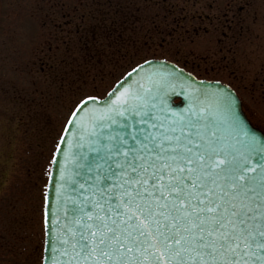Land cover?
Instances as JSON below:
<instances>
[{"label": "snow or ice", "instance_id": "6c2138e0", "mask_svg": "<svg viewBox=\"0 0 264 264\" xmlns=\"http://www.w3.org/2000/svg\"><path fill=\"white\" fill-rule=\"evenodd\" d=\"M125 76L80 99L54 146L50 264H264V134L231 91L176 109L173 73Z\"/></svg>", "mask_w": 264, "mask_h": 264}, {"label": "rangeland", "instance_id": "374dc122", "mask_svg": "<svg viewBox=\"0 0 264 264\" xmlns=\"http://www.w3.org/2000/svg\"><path fill=\"white\" fill-rule=\"evenodd\" d=\"M75 1L0 0V264H42L46 185L70 110L104 97L137 64L168 60L231 85L264 131V0H237L245 7L233 11L228 0ZM120 1L123 19H104ZM66 10L78 28H68ZM88 13L97 15L89 25L101 24L95 38ZM243 21L250 33L225 39Z\"/></svg>", "mask_w": 264, "mask_h": 264}, {"label": "water", "instance_id": "95a60500", "mask_svg": "<svg viewBox=\"0 0 264 264\" xmlns=\"http://www.w3.org/2000/svg\"><path fill=\"white\" fill-rule=\"evenodd\" d=\"M141 66L146 71L154 70L160 73H173L177 77L175 81L176 90L173 93H170V97H169L172 107L176 109H182L186 106L188 102V97L184 93L191 94L193 88H198L200 90H208V91H216V90L231 91L236 98V101H237L236 110L238 114L240 115L241 119L244 120L249 125V127L253 128L257 132L258 135L263 134L261 131L255 129L251 125V123L245 116L244 112L242 111L240 99L237 97L236 93L228 85L222 82H218V81L197 80L193 75L186 73L183 70L176 67L174 64L165 62V61H155L154 60V61L148 62L147 64H143ZM124 79H126V77ZM136 79H137V76L134 74L132 76V80H136ZM189 84L191 85V87L188 86ZM116 87H119V85H116ZM176 98L180 99L179 103L174 102ZM102 101L103 99L102 100L97 99L98 103H101ZM89 103L91 104V102ZM64 147H67V145H64ZM60 158L61 159L63 158V153L60 154ZM53 172H54V166L52 164L51 173ZM47 195L49 196V201L52 202L54 200V194L51 191L50 186L48 187ZM46 239L47 237L45 235V240ZM51 256H52L51 251L50 250L46 251V246H45L43 264H50Z\"/></svg>", "mask_w": 264, "mask_h": 264}, {"label": "flooded vegetation", "instance_id": "af4514ba", "mask_svg": "<svg viewBox=\"0 0 264 264\" xmlns=\"http://www.w3.org/2000/svg\"><path fill=\"white\" fill-rule=\"evenodd\" d=\"M118 1V0H117ZM245 1H247V0H245ZM244 1V2H245ZM240 5V4H239ZM238 4H237V2H234V1H227L226 2V6H225V8H226V10H228V9H231L232 8V11H233V9L235 8L236 10H239V8H241V9H243L244 7H245V4H243V5H241V6H239ZM211 6H212V4H211ZM107 9H112V13L110 12L109 14H107L108 13V11H105V18L104 19H107V15H108V19H109V17H110V14H112L113 16H114V14H117V17H113L112 19H123V16L121 15V14H124L125 15V12H126V5H125V1H123V3H122V1H120L119 3L118 2H111V4H110V6H108V7H106ZM184 9V8H183ZM96 11V10H95ZM229 11V10H228ZM41 13H42V10L40 11ZM97 12V11H96ZM183 12V11H182ZM94 16H96V15H94ZM174 17V16H173ZM182 17V16H181ZM98 26H100V25H98ZM243 30H245L246 31V33L245 34H249L250 33V29L248 28V27H246V28H242ZM40 37L42 38V19H41V28H40ZM263 46H264V44H263ZM263 46H261V47H263ZM255 49L257 50V51H263V49H258L257 47H255ZM251 119V118H250ZM255 125H256V123L253 121V120H251Z\"/></svg>", "mask_w": 264, "mask_h": 264}]
</instances>
